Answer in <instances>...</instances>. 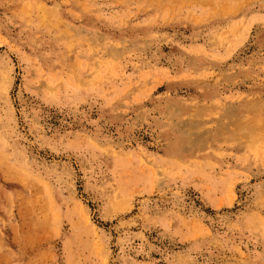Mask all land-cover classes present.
<instances>
[{
  "label": "rangeland",
  "instance_id": "rangeland-1",
  "mask_svg": "<svg viewBox=\"0 0 264 264\" xmlns=\"http://www.w3.org/2000/svg\"><path fill=\"white\" fill-rule=\"evenodd\" d=\"M0 264H264V0H0Z\"/></svg>",
  "mask_w": 264,
  "mask_h": 264
}]
</instances>
